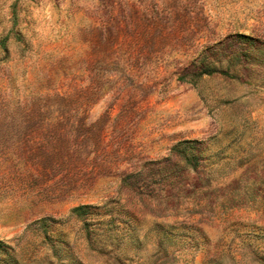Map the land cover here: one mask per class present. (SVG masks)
<instances>
[{
    "label": "rangeland",
    "instance_id": "1",
    "mask_svg": "<svg viewBox=\"0 0 264 264\" xmlns=\"http://www.w3.org/2000/svg\"><path fill=\"white\" fill-rule=\"evenodd\" d=\"M0 240L264 264V0H0Z\"/></svg>",
    "mask_w": 264,
    "mask_h": 264
},
{
    "label": "trees",
    "instance_id": "2",
    "mask_svg": "<svg viewBox=\"0 0 264 264\" xmlns=\"http://www.w3.org/2000/svg\"><path fill=\"white\" fill-rule=\"evenodd\" d=\"M10 250H12L11 249V247L10 246H8L7 244H5V242H3V241H1L0 240V253H2V252H5V253H7V255H8V258L9 259H12V255L10 254V253H8ZM1 260V259H0ZM11 261V260H10ZM6 262V264H9L10 262L7 260V261H5Z\"/></svg>",
    "mask_w": 264,
    "mask_h": 264
}]
</instances>
